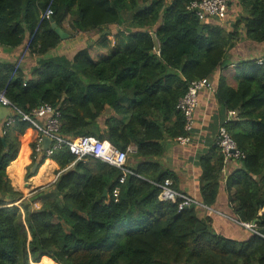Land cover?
Listing matches in <instances>:
<instances>
[{
  "label": "trees",
  "instance_id": "16d2710c",
  "mask_svg": "<svg viewBox=\"0 0 264 264\" xmlns=\"http://www.w3.org/2000/svg\"><path fill=\"white\" fill-rule=\"evenodd\" d=\"M193 1L0 0V45H23L39 57L28 78L18 64L0 62L5 96L24 113L40 103L58 109L64 136L106 139L121 150L135 145L132 157L143 159L133 169L126 164L132 173L119 183L120 169L90 156L76 160L65 147L39 156V131L15 115L0 131V264H264V63L224 66L240 39L264 43V0H238L241 12L230 29L200 21L188 8ZM65 22L75 35L95 31L92 43L102 47L117 27L115 47L94 61V45L78 48L58 34ZM221 68L214 96L226 111H236L223 125L244 153L224 190L231 218L254 222L258 232L235 222L247 233L237 238L213 228L214 212L177 210L178 202L161 200L155 185L170 176L155 160L163 139L186 134L178 99L191 81L213 78ZM21 143L31 150L26 178L46 158L59 170L73 166L48 189L22 198L6 173L24 155ZM199 166L200 202L213 208L223 166L216 145Z\"/></svg>",
  "mask_w": 264,
  "mask_h": 264
},
{
  "label": "crops",
  "instance_id": "0c3cea01",
  "mask_svg": "<svg viewBox=\"0 0 264 264\" xmlns=\"http://www.w3.org/2000/svg\"><path fill=\"white\" fill-rule=\"evenodd\" d=\"M230 2L231 5L227 7L223 18L217 20L214 18L207 19L206 21L210 22L211 24L218 23L230 29L231 23L241 12V7L238 3V0H230ZM116 32L117 27L113 30H110L107 35V39L109 40V43H111V46L114 45L111 48L115 47L114 36ZM80 35L83 34H76L73 36L80 37V43L82 44H86L88 46L94 45L92 46L93 48L91 50H94L96 57H98L99 54H104L108 51L107 48H99L97 46L98 44L96 45L92 43L95 40L97 41V39H95L97 36L95 31H92V34L88 36L85 34L84 39ZM263 52L264 43L253 42L245 38L240 39L232 48L227 51L224 60V66H227L228 69L233 70L234 65L238 61L257 59L263 54ZM38 60L39 57L30 55L25 50L23 45L15 48L0 45V62L12 63L15 65L18 64L27 78L30 75L31 69L38 64ZM222 71V68L218 69L217 75L213 78H209L212 84L211 90L203 89L198 93V103L193 110V126L190 132L189 142L181 145L175 139L164 138L162 141L163 153L161 156L155 157V160L161 166V168L169 172V179L172 182V188L197 201H200L201 198L199 190L201 175L199 158L208 154L213 148L215 145V136L217 130L227 117L226 110L218 104L214 96L218 75ZM226 75H230L228 83L230 85H234L235 83H232V80L234 79L233 77L235 74L233 75V73L230 71L227 72ZM8 114H10L8 109L6 107L0 106V131L4 124V118ZM20 148H22L21 150L24 151V155L20 159L17 155L16 159L7 166L6 173L14 190L19 191L21 194L23 193L22 198H28L37 191L48 189V187H50L55 182L61 172H64L66 169L73 166L71 164L67 168L59 170L58 165L53 159L46 158L41 166H39L35 174L26 178V171L31 163V150L25 143H21L19 149ZM127 150L128 157L126 160V167L133 169L139 164L138 162H142L143 159L132 157V154L136 150L135 145L128 146ZM80 160L87 161V158L84 157ZM237 168H239V163L237 162H227L224 166H222L220 174L221 186L218 191L216 201L212 206L214 213H212L213 215L211 217L212 226L217 232L223 234L224 236L233 238L245 237L247 235V233L242 228L234 224L235 222L231 218L227 195L224 190L226 176L232 170ZM42 261H44L45 264H51L47 260Z\"/></svg>",
  "mask_w": 264,
  "mask_h": 264
},
{
  "label": "built area",
  "instance_id": "2783aa9c",
  "mask_svg": "<svg viewBox=\"0 0 264 264\" xmlns=\"http://www.w3.org/2000/svg\"><path fill=\"white\" fill-rule=\"evenodd\" d=\"M229 1L230 0H196L191 2L188 8L195 13L200 21H206L207 19L213 18L221 19L227 10ZM51 14V9L45 11L46 18ZM256 61L259 64L264 63V52L256 59ZM203 89H212V84L209 78H201L191 81L186 93L178 99L176 108L184 114V130L186 132L185 135L175 139L181 145L189 142L190 132L193 126V110L198 103V93ZM0 106L6 107L10 112V114L4 118V125H11L15 120V115H18L21 121H27L39 131L35 147V151H37L39 156L45 155V157H49L55 151L65 147L75 156L76 160L90 156L120 169L122 171V176L119 178V183L123 182L126 174L132 173L125 167L128 157V148L126 150L118 149L108 140H99L93 136H83L73 139L62 135L60 132V113L58 109L52 107L50 104L40 103L33 108L30 113H24L5 96L4 90L0 89ZM226 114L227 117L225 121L236 117V111L234 110H227ZM3 132L4 130L2 129L1 133ZM44 138L49 140V144L46 148L42 145ZM215 145L223 156V166L227 162L239 163L244 157L243 151L237 147L223 124L220 125L217 130ZM171 184L172 182L169 178L164 179L162 183L155 184L160 189L159 198L161 200L172 202L177 201V210L193 206L214 212L213 208L176 191L172 188ZM112 195L117 197L118 187L113 188ZM234 222L252 232L258 233L255 229L254 222L243 223L236 220H234Z\"/></svg>",
  "mask_w": 264,
  "mask_h": 264
},
{
  "label": "rangeland",
  "instance_id": "374dc122",
  "mask_svg": "<svg viewBox=\"0 0 264 264\" xmlns=\"http://www.w3.org/2000/svg\"><path fill=\"white\" fill-rule=\"evenodd\" d=\"M216 20H217V19H216ZM66 23H67V22H65V24H64L66 31H64V30L61 29V30L66 34L65 39H67L68 42L72 43L74 46H77L78 48H81V47L83 46V44L80 43V41H81L80 37H78V36L74 37V36H73V35H75V34H74V31L72 32V31L69 29V27L67 26ZM85 34H87L86 36H88V35H91L92 32L85 33ZM85 34L80 35V36L84 39V35H85ZM73 45H72V46H73ZM97 46H98L99 48H100V47H101V48H107V49L109 50V48L113 47L114 45L111 46V43H109V40H108V41L104 44L103 47H102V46H99V45H97ZM107 52H108V51H107ZM107 52H106V53H107ZM106 53H104V54H99L98 57H96V56H95V53H94V50H91L92 59H93L94 61H98L99 58H101V57H102L103 55H105ZM235 82H236L235 79H233V80H232V83H235ZM22 194H23V193H22ZM33 206L35 207L36 204L33 203ZM36 207H37V206H36ZM41 264H45L44 261H42Z\"/></svg>",
  "mask_w": 264,
  "mask_h": 264
},
{
  "label": "water",
  "instance_id": "95a60500",
  "mask_svg": "<svg viewBox=\"0 0 264 264\" xmlns=\"http://www.w3.org/2000/svg\"><path fill=\"white\" fill-rule=\"evenodd\" d=\"M52 26L53 27H55V24L54 23H52ZM201 29H202V27L201 26H199L198 28H197V30H198V32H200L201 31ZM56 31L58 32V34L62 37V38H64L65 36H66V34L60 29V28H56ZM152 38H153V42H154V47H155V49H156V51H158L159 50V45H160V42H159V40L156 38V36L154 35V34H152ZM48 144H49V140L47 139V138H44L43 139V142H42V145H43V147H47L48 146ZM37 167V165L36 164H33L32 166H31V168H30V172L31 173H35V168ZM191 207H193V206H191ZM199 228H203V226L200 224V223H197V225H196V229H199ZM48 258V257H47ZM50 259V258H49ZM51 260V259H50Z\"/></svg>",
  "mask_w": 264,
  "mask_h": 264
},
{
  "label": "bare ground",
  "instance_id": "6f19581e",
  "mask_svg": "<svg viewBox=\"0 0 264 264\" xmlns=\"http://www.w3.org/2000/svg\"><path fill=\"white\" fill-rule=\"evenodd\" d=\"M41 177V176H40ZM39 264H41V263H39Z\"/></svg>",
  "mask_w": 264,
  "mask_h": 264
}]
</instances>
